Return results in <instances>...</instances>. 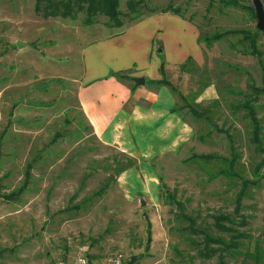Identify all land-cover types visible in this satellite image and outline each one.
Returning a JSON list of instances; mask_svg holds the SVG:
<instances>
[{
  "label": "rangeland",
  "instance_id": "obj_1",
  "mask_svg": "<svg viewBox=\"0 0 264 264\" xmlns=\"http://www.w3.org/2000/svg\"><path fill=\"white\" fill-rule=\"evenodd\" d=\"M143 1L142 13L172 4L195 23L205 63L188 62L165 75L185 96L175 93L195 132L191 147L151 160L153 174L139 176L149 190L131 193L117 177L137 161L95 138L77 98L75 44L115 27L106 26L103 13L84 25V11L76 19L44 17L36 0H0V264H65L80 246L98 262L118 253L126 264H264L263 154L250 141L243 109L234 110L251 93L249 83L262 85L261 70L242 35L207 40L229 28H249L245 14L226 11L217 0ZM120 8L126 12L125 0ZM17 41L24 45L18 48ZM255 104L264 145V94ZM187 105L207 119L195 118ZM193 153L234 157L237 176L211 180L224 162L187 160ZM28 163L25 190L15 200L1 197L19 190ZM242 179L258 183L236 212ZM220 215L229 217L221 221L225 230L215 225ZM205 234L222 240L207 245L209 255Z\"/></svg>",
  "mask_w": 264,
  "mask_h": 264
},
{
  "label": "crops",
  "instance_id": "obj_2",
  "mask_svg": "<svg viewBox=\"0 0 264 264\" xmlns=\"http://www.w3.org/2000/svg\"><path fill=\"white\" fill-rule=\"evenodd\" d=\"M240 1L252 7L251 0ZM242 12L246 26L255 28V14ZM198 39L195 23L177 14L155 11L124 22L113 31L99 30L97 37L75 44L77 98L92 134L102 144L137 161V166L117 177L125 191H148L149 185L139 176L153 174L149 162L191 147L195 134L192 125L171 111L177 103L175 93L167 85L149 84L147 80L162 79V62L165 75L180 70L189 57L195 66H202L205 57ZM258 44L264 52V31ZM115 72H124L128 78H120ZM136 78L144 79V83H135ZM211 87L205 88L204 96L211 94Z\"/></svg>",
  "mask_w": 264,
  "mask_h": 264
},
{
  "label": "trees",
  "instance_id": "obj_3",
  "mask_svg": "<svg viewBox=\"0 0 264 264\" xmlns=\"http://www.w3.org/2000/svg\"><path fill=\"white\" fill-rule=\"evenodd\" d=\"M212 0H209V4H211ZM221 5L224 7H234L241 10H245L247 12H250L254 15L253 7L246 6L241 3L240 0H217ZM144 4L143 0H125V6H126V12L122 11L120 8V0H36L35 3V10L39 13H42L44 17L48 16H56L60 15L61 17H68L71 19H76L79 12L84 11V18L82 23L84 25H91L95 22V18L98 15V13H103L107 19L108 22L106 23L107 27H120L123 25V22L121 20V17L123 15L129 16L130 14H134L130 16L131 20L136 19L143 13L140 12L139 8L141 5ZM148 12H169L173 14H177L182 17V15L179 13L178 8H174L172 4H168V6L164 9H158L155 7H150ZM191 21L190 19H188ZM192 22V21H191ZM196 25V24H195ZM198 28V27H197ZM261 31H258L256 28H229L222 32L213 34L210 38H208V42L219 40L220 38L224 36L229 35H242V39L246 42H248L249 47V54L254 56L257 60V63L259 65V68L261 70V86H255L253 84H248L247 87H249L250 94L249 93H242L243 94V100L236 104L234 106V110L237 111L239 109H243L245 117L248 119L250 123V141L254 145V148L256 152L263 154V157L261 158V165H264V145L262 143L261 138V125L260 120L257 116V104H255L256 100L258 99L260 94H264V61H263V53L260 50V46L258 44V37L260 35ZM199 40V39H198ZM188 62H192L191 58L189 57L186 60V63L181 65L180 67H184V65L188 64ZM161 74L163 75L162 79L160 80H147V83L149 84H162L167 85L171 88V90L176 93L182 100L185 98V96L180 92L177 91L175 86L171 84L166 78H165V71H164V63H161L160 66ZM116 76L120 78H128V76L124 72H115ZM175 94V96H176ZM177 97V96H176ZM178 99V98H177ZM178 102V101H177ZM185 107V106H184ZM188 110L195 118H205L207 119L206 115L203 112H199L192 107L187 105ZM181 109L183 107L179 108V106L175 105L171 108L172 112L181 113ZM201 139H203L202 136H200ZM230 144L233 143L231 140ZM232 149V147H231ZM222 160L224 162V165L221 166L214 175L210 177V179H215L218 176L223 177H235L237 176V173L234 170V162L235 158L232 157L230 160H227L223 157H220L215 154H195L193 153L187 160H199V161H211V160ZM133 164H131L132 166ZM258 167H256L255 172L258 171ZM32 168V164L28 163L27 169L25 171V179L23 184L19 187V190L12 191L9 194H4L1 197L8 199V200H15L21 192H23L28 184L29 181V172ZM258 182L250 179H242L240 183V189L236 195V212L240 209L241 206V199L246 194V191L251 187L252 185H256ZM171 199L174 203L179 204V202L171 196ZM215 225L217 228L221 230H225V226L221 223V221L229 220L228 216L220 215L216 217L215 219ZM245 220H241V224L245 225ZM205 240V252L209 255L210 254V248L207 247L210 243H221L222 240L219 238H213L208 234L204 235ZM225 244V243H224ZM226 245V244H225ZM233 246H228L227 248H232L236 246V244H230ZM1 254V253H0Z\"/></svg>",
  "mask_w": 264,
  "mask_h": 264
},
{
  "label": "built area",
  "instance_id": "obj_4",
  "mask_svg": "<svg viewBox=\"0 0 264 264\" xmlns=\"http://www.w3.org/2000/svg\"><path fill=\"white\" fill-rule=\"evenodd\" d=\"M68 259V262H65V264H126L123 256L118 253H112L100 262L93 260L87 254V248L82 246L77 248V250H75L72 256Z\"/></svg>",
  "mask_w": 264,
  "mask_h": 264
},
{
  "label": "water",
  "instance_id": "obj_5",
  "mask_svg": "<svg viewBox=\"0 0 264 264\" xmlns=\"http://www.w3.org/2000/svg\"><path fill=\"white\" fill-rule=\"evenodd\" d=\"M251 5L253 7L254 14H255V17H256L255 28L258 31H264V7H263V2H262V0H251ZM23 45H24V43L22 41H17L16 42V46L18 48L22 47ZM135 83L143 84L144 83V79L136 78L135 79Z\"/></svg>",
  "mask_w": 264,
  "mask_h": 264
}]
</instances>
